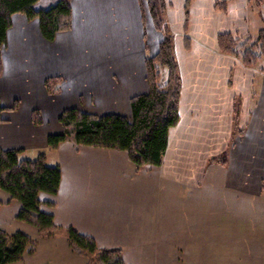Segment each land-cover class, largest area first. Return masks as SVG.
Masks as SVG:
<instances>
[{
	"label": "crops",
	"instance_id": "obj_1",
	"mask_svg": "<svg viewBox=\"0 0 264 264\" xmlns=\"http://www.w3.org/2000/svg\"><path fill=\"white\" fill-rule=\"evenodd\" d=\"M56 2L38 0L35 9ZM164 2L181 84L160 166L72 141L47 145L68 109L131 120L130 100L149 90L145 59L162 39L143 0H71V27L50 42L37 21L11 17L1 54L0 148L58 166L59 188L38 195L39 211L56 231L71 228L97 248L117 249L124 264H264V65H242L217 41L225 33L253 39L264 27V4ZM46 79L57 80L54 94ZM223 152L226 161L209 162ZM8 207L16 220L19 203L0 190V210ZM15 232L42 238L27 226ZM35 251L12 264H36Z\"/></svg>",
	"mask_w": 264,
	"mask_h": 264
},
{
	"label": "trees",
	"instance_id": "obj_2",
	"mask_svg": "<svg viewBox=\"0 0 264 264\" xmlns=\"http://www.w3.org/2000/svg\"><path fill=\"white\" fill-rule=\"evenodd\" d=\"M70 0H58L46 10H36L38 0H0V51L6 43L11 17L19 14L28 21H37L41 37L52 41L59 32L70 27ZM147 7L157 31L162 34L157 52L145 59L147 94L130 100L131 120L117 115L95 116L68 109L61 113L62 132L47 138L54 149L59 142L72 141L80 146L114 149L127 154L136 166H160L167 147L168 130L178 122L180 78L175 62L172 37L163 20L164 0H147ZM219 50L239 58L250 67L264 55V27L251 39L241 40L225 33L218 37ZM239 44V45H238ZM160 70L166 71L163 84L157 82ZM1 73V60H0ZM14 109V107H13ZM4 109L0 106V114ZM35 124L40 123L36 112ZM19 151L0 148V190L19 203L16 220L35 227L40 236H53L57 227L49 214L39 211L40 193L55 194L61 182L58 166H47L43 155L34 160H19ZM69 247L87 257L86 264H124L117 249L97 248L94 241L71 228L65 230ZM37 242L21 232L7 233L0 228V264L21 261L32 252ZM30 249V250H29Z\"/></svg>",
	"mask_w": 264,
	"mask_h": 264
},
{
	"label": "rangeland",
	"instance_id": "obj_3",
	"mask_svg": "<svg viewBox=\"0 0 264 264\" xmlns=\"http://www.w3.org/2000/svg\"><path fill=\"white\" fill-rule=\"evenodd\" d=\"M252 1L255 5H258L259 2L261 3V5L264 4V2L262 0H252ZM69 2H71V0ZM143 4L146 6L147 13L150 17L148 7H147V0H143ZM260 10L258 13L259 17H260V13H261V16H264V8L262 7V8H260ZM164 13H165V11H164ZM164 19H165V17L163 14V20ZM152 24H153V22H152ZM70 27H71V20H70ZM70 27H69V29H70ZM68 30H66V31H68ZM66 31H64V32H66ZM168 31L171 35L169 28H168ZM59 33H61V32H59ZM252 37H254V34ZM242 40L239 44H242V42L244 41V40L243 41ZM3 49H4V47L0 51V60H1V73H0V75L2 74V69H3L2 58H1V54H2ZM263 65H264V55H263V57L259 58L256 62H254V64L252 66L253 67L257 66V68L258 67L261 68ZM165 79H166V71L160 70V72L158 73L157 82H159L160 84H163L165 82ZM55 84H57V80L46 79L45 80V87L47 88V92L54 94V92L56 90ZM179 93H180V91H179ZM178 101H179V96H178ZM177 108H178V104H177ZM33 113L31 114V116L33 115ZM36 113L38 114V117L40 118L39 113L38 112H36ZM40 123H41V118H40ZM40 123H38V124H40ZM238 129L239 128L237 127V129L235 130V135L241 134V130H238ZM226 155H227V152H223V154L221 156H219L218 158L209 159V162H213V161L215 162L217 160L219 162H224V161H226ZM10 215H11V208L8 207V208H3L0 210V227H2L6 232H8V233L12 232L13 233L15 231H19L21 226H27V227L32 228L33 230H36L35 227L28 225L27 223H21L20 221L15 220L13 218L11 220ZM53 236L54 237H52V238H50L51 236L50 237L41 236L42 238L37 236V238H33L37 241L36 251H35L34 255L30 256L29 258L34 260L36 264H84V261H85V264L87 263L88 256L85 257V256L77 253L76 251H73L69 247L68 243L66 242L67 238L65 240V231L64 230L56 231ZM64 240H65V242H64ZM66 244L68 246L69 251H68L67 247H65ZM102 249H105V248H102Z\"/></svg>",
	"mask_w": 264,
	"mask_h": 264
}]
</instances>
